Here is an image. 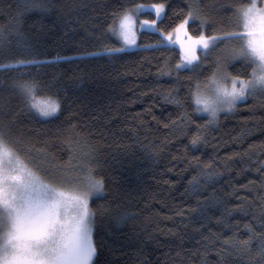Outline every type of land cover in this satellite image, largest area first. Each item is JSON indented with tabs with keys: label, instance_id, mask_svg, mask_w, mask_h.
Segmentation results:
<instances>
[{
	"label": "trees",
	"instance_id": "1",
	"mask_svg": "<svg viewBox=\"0 0 264 264\" xmlns=\"http://www.w3.org/2000/svg\"><path fill=\"white\" fill-rule=\"evenodd\" d=\"M47 8L23 9L24 0H0V34L7 58L55 61L32 69H0V126L32 166L68 181L82 172L79 153L101 167L108 193L91 202L96 264H249L238 246L260 244V207L264 205V95L240 101L216 122L196 111L195 83L209 82L227 41L210 53L199 50L198 71L180 68V50L162 43L159 31L139 32V47L113 55H92L118 48L109 29L137 4L167 3L157 25L176 27L188 0H46ZM251 0H200L203 13L224 31H236L232 6ZM237 4V5H236ZM176 9L178 14H173ZM154 19L152 12L141 14ZM17 21H19L17 23ZM199 20L188 30L193 35ZM212 35L209 29L204 30ZM4 44V41H0ZM32 51L27 55L25 49ZM224 49L222 52L221 50ZM205 56H207L205 60ZM229 72L246 76L244 61L228 64ZM31 72V75L18 73ZM192 78L191 80L189 78ZM56 81V88L38 90V98L59 100L62 112L45 119L30 110L14 86L18 80ZM178 95L184 108L168 94ZM188 111L199 125L178 122ZM199 134L203 139L192 144ZM91 152V156L88 153ZM38 169V170H39ZM45 175L44 172L41 173ZM77 175V174H75ZM255 227L256 236L246 228Z\"/></svg>",
	"mask_w": 264,
	"mask_h": 264
},
{
	"label": "snow or ice",
	"instance_id": "2",
	"mask_svg": "<svg viewBox=\"0 0 264 264\" xmlns=\"http://www.w3.org/2000/svg\"><path fill=\"white\" fill-rule=\"evenodd\" d=\"M260 5H264V0H260V4L253 0L247 5L232 6L237 10L233 26L239 29L238 31H224L218 25L213 26L216 22L203 13L200 0H188L187 7L179 10L184 18L173 32H183L189 41H180L184 55L176 66L177 78L180 67L185 62L192 65L193 72L198 71L204 63L197 54V45H202L205 52L210 53L221 41H239L238 46L228 48L227 61L223 57H217L215 71L209 78V82L215 85L211 95L204 93V98H201L199 80L195 83V92L190 91L198 105L195 110L210 113L208 123L214 122L225 108L232 109L246 95H254L257 91L264 95V7ZM137 7L154 8L158 19L167 16L165 9L168 5L165 2ZM46 8V0H24L23 3L25 11ZM120 13L123 14V19L113 14L114 24L119 20V34L124 42L135 44V39L130 35L133 23L131 15L123 8ZM173 14H178L176 9H173ZM192 19L200 21L196 27V36H192L187 27ZM144 24L155 27L162 34L161 40L154 47H159L164 37L171 38L172 33L164 32L155 20L145 21ZM109 29L115 31L113 25H109ZM205 29H209L212 35L206 34ZM0 41H4V44H0V58H7L8 46L2 34ZM121 50L104 47L92 55H113ZM25 52L27 55H33L28 48ZM206 58L207 56L205 60ZM237 58H243L251 68L246 76H234L227 70L228 62ZM53 62L55 61L16 59L8 64H0V69H32L37 65ZM18 75H31V72ZM225 81L228 83L225 84ZM56 84V81L40 82L33 78L18 80L14 86L25 98L30 110L35 109V114L45 119H54L62 112L60 101L48 98L38 102L36 92L44 87L55 89ZM168 98L184 108V103L178 95L169 93ZM178 122L185 129L196 125L198 129L203 130L208 126L199 125L186 109ZM202 139L198 132L192 137L191 143L197 144ZM88 156H91V152ZM99 167L101 166L96 164L95 160L86 159L82 174L75 182H69L65 177L39 169L38 165L32 166L17 150L7 125L0 126V264H96L98 248L93 236L96 213L91 208V202L108 195L104 179L94 174ZM42 172L45 175H42ZM261 200H264V196ZM260 217L259 226L264 228V205L260 207ZM246 228L252 236L257 235L252 224H247ZM259 239L260 244L254 252L248 241L237 242L248 256L249 264H264V232L259 234Z\"/></svg>",
	"mask_w": 264,
	"mask_h": 264
},
{
	"label": "rangeland",
	"instance_id": "3",
	"mask_svg": "<svg viewBox=\"0 0 264 264\" xmlns=\"http://www.w3.org/2000/svg\"><path fill=\"white\" fill-rule=\"evenodd\" d=\"M253 0H251L250 3H252ZM255 2L257 4H260V0H255ZM248 3V4H250ZM157 3H153V4H144V3H141V4H137V5H134L133 7L129 8L128 10H126L127 13H129L131 15V18H132V25H131V32H130V35L135 39L136 43L135 44H126L122 38V36L119 34L120 32V26H119V20H117L115 22V24H113V27L115 29V31H112L111 30V33L112 35L118 39L119 41V47L118 48H121L123 50H132V49H135L137 47H139V32L142 31V30H148V31H157L155 27H149L147 24H144L145 21H151V20H155L156 21V24L158 22L159 19H161L163 16H161V18H157L156 15L154 14V8H147V7H137L138 5H155ZM247 5V4H246ZM262 7H264V5H260ZM145 12H152L155 16L154 19H148L146 17H143L141 14L145 13ZM120 19H123V14H121L120 16ZM192 20H198V19H192ZM190 20V21H192ZM189 21V22H190ZM258 23V22H257ZM143 24V27H141V25ZM188 27V26H187ZM239 29H237L236 31H238ZM189 31V30H188ZM166 33H172L171 35V38L169 39L168 37H164L163 38V43L164 44H167V45H171V46H175L177 47L180 52H181V55H182V59H183V55H184V52H183V46L181 45L180 41H184L185 43H188L189 41V38L185 36V34L183 32H173V29L169 32H166ZM162 36V34H161ZM193 36V35H192ZM228 45H227V49H226V55L223 57L226 61L228 60V48L230 46H238L239 44V41H227ZM211 47V46H210ZM197 54L199 55V50L205 52L204 48L202 45H197ZM235 61H243V58H237L235 59L234 61H229V63L231 62H235ZM195 63V62H194ZM192 65H189L187 62H185L183 65H181L180 68H187V67H191ZM225 84H227L228 82L225 81L224 82ZM215 85L211 84L210 82H207L206 84L202 85L201 86V98L203 99L204 98V93H207L208 95H211L213 89H214ZM260 92L257 91L254 95H258ZM254 95H246L245 97H243L240 101H243L245 99H247L248 97L250 96H254ZM37 100L38 102L40 100H47V98H38L37 97ZM239 101V102H240ZM194 102H195V105H196V108L198 107L197 103H196V100L194 99ZM237 102L235 104V106L232 108V109H224L221 111V113L223 112H231L234 110V108L236 107V105L239 103ZM35 110V109H34ZM200 113L202 114H205L209 117L210 119V113L208 111H199ZM38 115V114H37ZM39 116V115H38ZM41 117V116H40ZM43 118V117H42ZM217 120V119H216ZM216 120L214 122H216ZM77 160L78 161V164L82 165V163L84 164L86 162V156L83 154V153H79L78 156H77ZM77 174V175H75ZM82 172L80 171H74V175H73V178L71 180H69V182H75L76 179L78 178L79 175H81Z\"/></svg>",
	"mask_w": 264,
	"mask_h": 264
},
{
	"label": "bare ground",
	"instance_id": "4",
	"mask_svg": "<svg viewBox=\"0 0 264 264\" xmlns=\"http://www.w3.org/2000/svg\"><path fill=\"white\" fill-rule=\"evenodd\" d=\"M237 5V4H236Z\"/></svg>",
	"mask_w": 264,
	"mask_h": 264
}]
</instances>
